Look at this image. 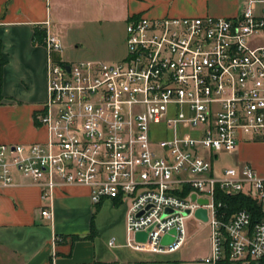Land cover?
<instances>
[{"label": "built area", "instance_id": "obj_1", "mask_svg": "<svg viewBox=\"0 0 264 264\" xmlns=\"http://www.w3.org/2000/svg\"><path fill=\"white\" fill-rule=\"evenodd\" d=\"M124 43L117 60L69 61L45 33L47 98L34 115L45 138L0 143V187L14 170L43 199L84 185L93 205L126 203L132 250H180L191 220L209 226L202 261L264 264V217L228 202L244 194L264 214V178L248 163L213 168L240 139L264 141V0H244L231 17L132 15Z\"/></svg>", "mask_w": 264, "mask_h": 264}, {"label": "crops", "instance_id": "obj_2", "mask_svg": "<svg viewBox=\"0 0 264 264\" xmlns=\"http://www.w3.org/2000/svg\"><path fill=\"white\" fill-rule=\"evenodd\" d=\"M243 1L0 0V143L45 138L34 115L47 98V52L34 43L35 29L58 37L62 50L55 57L67 60L71 53L64 40L70 25L92 29L104 39L120 26L125 37V22L132 15L231 17L240 13ZM260 143L240 139L232 153L219 154L213 168L248 163L264 178V151H246L249 144ZM223 154L231 157L230 165L217 166ZM43 207L50 208L51 218L41 215ZM126 210V203L111 199L93 205L84 185L56 187L43 199L40 187L14 170L13 183L0 187V264H209L202 259L210 253V240L201 251L187 244L170 254L128 248Z\"/></svg>", "mask_w": 264, "mask_h": 264}, {"label": "rangeland", "instance_id": "obj_3", "mask_svg": "<svg viewBox=\"0 0 264 264\" xmlns=\"http://www.w3.org/2000/svg\"><path fill=\"white\" fill-rule=\"evenodd\" d=\"M69 27L64 40L65 51L71 53L67 59L69 61L80 59L113 61L121 58L125 54L124 32L120 26H116L112 30L110 39H104L96 35L92 29L84 30L76 25H70ZM75 40H77V44H75L76 48L73 45ZM262 150L264 151V143L249 144L246 148V151L257 155H260ZM230 160L231 157L228 154H223L220 156V161L216 165H230ZM190 221L187 223L186 244L188 248L201 251L205 248L209 240V226L204 223Z\"/></svg>", "mask_w": 264, "mask_h": 264}, {"label": "trees", "instance_id": "obj_4", "mask_svg": "<svg viewBox=\"0 0 264 264\" xmlns=\"http://www.w3.org/2000/svg\"><path fill=\"white\" fill-rule=\"evenodd\" d=\"M44 37L45 33L42 32V30L35 29L33 34L34 43L41 44ZM228 202L233 209L245 208L249 210L252 213L253 218L264 217V214L260 211V208L255 204V202L244 194H235L228 200Z\"/></svg>", "mask_w": 264, "mask_h": 264}, {"label": "water", "instance_id": "obj_5", "mask_svg": "<svg viewBox=\"0 0 264 264\" xmlns=\"http://www.w3.org/2000/svg\"><path fill=\"white\" fill-rule=\"evenodd\" d=\"M194 197H195V195L193 194L192 195V198H194ZM199 201L200 202H206L205 199H199ZM196 216L202 218L203 220H206V216H205L204 210H198L196 212ZM136 239H138V240H144L145 239V233L144 232H138V233H136ZM168 241H169V237L168 236H165L163 238V240H162V242H164V243L165 242H168Z\"/></svg>", "mask_w": 264, "mask_h": 264}]
</instances>
